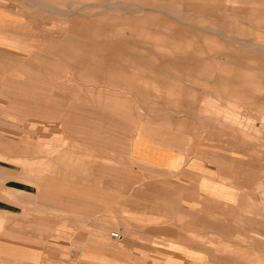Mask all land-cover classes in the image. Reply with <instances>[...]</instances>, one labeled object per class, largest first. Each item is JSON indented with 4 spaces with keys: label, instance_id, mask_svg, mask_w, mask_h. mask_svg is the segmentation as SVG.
<instances>
[{
    "label": "rangeland",
    "instance_id": "obj_1",
    "mask_svg": "<svg viewBox=\"0 0 264 264\" xmlns=\"http://www.w3.org/2000/svg\"><path fill=\"white\" fill-rule=\"evenodd\" d=\"M262 10L264 0H0V136L19 151L0 159V264H41L53 244L65 264H194L172 245L197 248L201 264H264ZM173 32L185 37L161 38ZM151 123L215 158L237 204L133 161L126 137ZM111 137L113 148L96 145Z\"/></svg>",
    "mask_w": 264,
    "mask_h": 264
},
{
    "label": "crops",
    "instance_id": "obj_2",
    "mask_svg": "<svg viewBox=\"0 0 264 264\" xmlns=\"http://www.w3.org/2000/svg\"><path fill=\"white\" fill-rule=\"evenodd\" d=\"M199 9H202V4L198 6ZM262 20L264 21V10L261 11ZM149 18L146 17V20L140 22L148 23ZM79 25V24H78ZM81 26H84L85 31L87 32L86 36L89 32V24L86 22L81 23ZM133 26V25H132ZM131 26V27H132ZM135 31V30H134ZM138 33V31H135ZM99 37L104 38L106 36H102L101 33L96 34ZM101 35V36H100ZM161 35V34H160ZM98 37V36H97ZM185 37L181 32H173L172 35L162 34L161 38L163 40L177 39V38ZM91 38V37H90ZM41 72L40 74H42ZM45 73V72H44ZM253 84L251 82H246L245 84ZM263 85L257 84V88H263ZM151 130H146L145 132L139 131L131 137H126V144L128 153L130 154L133 161L143 164L145 166H149L159 170L161 173L166 175H176L180 177V179L186 181H196L198 194L207 200L216 202L217 200L227 204V205H235L238 202V194L236 193L234 187L230 184L222 183L217 180L216 172L218 170L216 165L215 158L209 157L208 162L205 159H202L199 155L195 158L193 157V150L188 149L185 150L183 146L177 145L174 146L169 142L167 138H165V131L160 126L149 124ZM156 128V129H155ZM155 129V130H154ZM167 137V136H166ZM116 138H109V143L106 144V139L102 138L101 143L96 142V145L101 144L103 147L111 146L113 148V142ZM113 150H111L112 152ZM19 154L18 149L12 147L8 142L4 140L3 137L0 136V159H5V161H13V157ZM17 158V157H15ZM98 170V169H97ZM106 170V168H103ZM102 171V170H99ZM120 175V174H119ZM199 179H197V177ZM111 179H117V175H110ZM130 177L131 185L136 184L133 180H137L136 174L128 175ZM133 182V184H132ZM108 188L114 189V186L107 185ZM115 193V192H114ZM120 194V192H119ZM80 195V194H79ZM121 195V194H120ZM82 202V200H80ZM85 201V200H84ZM184 201H190V196H184ZM253 222V221H249ZM248 222V223H249ZM254 223V222H253ZM8 231L13 232L10 226H8ZM18 231V230H17ZM16 232V231H15ZM113 237V235H112ZM54 246L46 247L43 250V257L41 264H65V256L64 249L65 246L62 244H53ZM171 249L176 250L180 253V258L191 259L194 264H201L203 261L207 260L206 256L196 252L197 248L185 247V246H170ZM136 249V248H134ZM144 249V248H139ZM144 250H147L146 248ZM50 251L56 254H53L54 257L50 256ZM44 261V262H43Z\"/></svg>",
    "mask_w": 264,
    "mask_h": 264
},
{
    "label": "built area",
    "instance_id": "obj_3",
    "mask_svg": "<svg viewBox=\"0 0 264 264\" xmlns=\"http://www.w3.org/2000/svg\"><path fill=\"white\" fill-rule=\"evenodd\" d=\"M113 237H115L116 239L120 238V236L118 234H113Z\"/></svg>",
    "mask_w": 264,
    "mask_h": 264
}]
</instances>
